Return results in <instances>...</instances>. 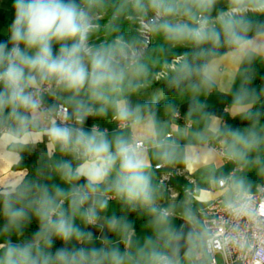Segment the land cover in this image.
<instances>
[{"label":"clouds","instance_id":"1","mask_svg":"<svg viewBox=\"0 0 264 264\" xmlns=\"http://www.w3.org/2000/svg\"><path fill=\"white\" fill-rule=\"evenodd\" d=\"M125 4L140 17L152 13L149 30L166 42L192 49L177 62L170 79L173 87L187 81L193 92H211L220 60L231 57L243 62L264 56V23L254 24L249 18V13L264 16V0H228V9L215 18L211 13L217 0H125ZM102 5L103 0H14L9 40L0 42V148L7 150L3 156L10 164L18 165L25 150L47 138L50 159L57 152L71 159L51 165L67 187L50 188L17 177L0 189V215L5 220L0 235L15 232L19 239L32 219L38 223L32 240L0 243V264H127L129 253L105 247L107 237L101 247L87 246L93 234L77 223L95 226L110 199L132 210L145 209L162 229L166 243L145 253V264H183V260L198 264L206 254L229 244L242 253L251 252L253 244L239 232L222 235L200 228L188 207L181 216L191 230L174 229L171 210L156 204L157 190L143 143L122 136L109 139L106 130L95 126L85 129L90 117H104L109 110L121 127H135L145 119L155 127L152 115L142 117L140 106L133 108L128 99V93L141 86L134 81L147 72L138 51L122 37L95 47L88 43L98 28L90 13ZM222 47L227 49L224 56L219 53ZM45 95L56 103L46 105ZM249 106L241 96L233 104L237 114L246 113ZM229 134L233 138L229 159H242L260 144L255 132ZM150 146L164 163L179 158L176 142L159 133H153ZM216 183L225 193V211L260 227L264 200L254 198L250 185L244 179ZM106 226L113 232L128 228L115 216L106 218ZM56 240L84 246H62L53 252ZM260 243L264 244V237ZM253 264H264V249L257 250Z\"/></svg>","mask_w":264,"mask_h":264},{"label":"crops","instance_id":"2","mask_svg":"<svg viewBox=\"0 0 264 264\" xmlns=\"http://www.w3.org/2000/svg\"><path fill=\"white\" fill-rule=\"evenodd\" d=\"M14 20V11H10L7 6V0H0V42H6L10 36V26ZM225 54V53H224ZM222 54L221 56H224ZM264 72V56L253 57L251 61L245 60L243 62H236L231 57H225L220 60L219 73L216 78V83L211 92L203 90L193 92L189 84L182 87L171 100L163 106L152 110L155 104L162 98L161 92L158 90L154 95H149L154 90L143 95L128 97L129 102L133 108L140 106L141 116L147 118L152 115L155 122V127H151L147 120L133 127L131 124L124 128H116L115 123L112 122V112L108 111L104 117H90L84 127L90 130L93 126L101 130H106L109 139L117 136H122L129 139H135L143 143L146 149V155L151 167L148 171L152 176V183L155 187H159L158 179L166 173H173L170 180L172 191L178 194L177 198H172L167 192L166 196L157 191L156 204L160 209H170L172 215L171 220H174V229H183L185 233L191 230L182 218L181 213L186 207L191 208L193 214L198 220L197 213L206 203L218 198H224L225 193L218 186L213 185L215 177V170L226 166L230 159L226 160L220 157L215 151L214 146L221 144L227 147L224 138L216 141L222 124L220 113H226L229 116L237 115L233 104L236 97L244 98V103L252 105L256 101L264 97V85L243 87V76L246 73ZM150 96V97H149ZM45 102L47 105L56 103L52 98L45 95ZM249 106V107H250ZM212 110H217L213 113ZM174 112L181 114L182 119L174 118ZM109 113L111 116L109 117ZM111 118V119H110ZM159 133L167 138L169 142L175 141L179 146V158L173 163H164L159 160L155 154V150L150 146V140L153 133ZM208 140V142H207ZM47 138L44 142L30 146L23 152L27 159H31L38 166V178L41 183H46L49 187L59 185L60 187H67L61 184L56 174L52 171L51 165L55 160L71 159V157L61 156L57 152L51 159L49 158V151L46 147ZM7 150L0 148V189L10 180L17 177L24 178L26 170L16 169V165H12L3 156ZM229 151V150H228ZM187 157V159H185ZM233 163H235L233 161ZM163 165L159 170L154 167L156 165ZM236 168L241 167L231 166L229 174L231 175ZM235 174V173H234ZM234 176V175H233ZM188 179L193 181V184L188 182ZM222 178H218L220 180ZM174 180V183H172ZM180 180L183 185L180 184ZM185 186V187H183ZM184 188H195L196 193L187 196L184 193ZM180 189L182 194L179 196ZM132 210V209H131ZM134 216L132 217L125 209L120 206L115 199L109 200L108 209L101 213V219L95 226L85 227L79 221L77 223L85 231L93 234V242L91 245L101 247V240L104 237L108 238L109 243L105 247H118L123 253H129V260L127 264L142 263V246H145L142 235L139 234L141 226L152 221V216L145 209L136 208ZM176 213V215H175ZM115 216L121 221V226L126 224L127 231H109L106 226V218ZM5 220L0 215V229L3 228ZM29 224L38 227L35 219H32ZM136 225L135 227L133 225ZM35 231L25 227L22 237L17 238V234L13 232L10 236L0 235V243H5L9 239L13 243H21L33 239ZM75 247L84 245L77 244L75 241L71 242ZM184 249L181 248V257H183Z\"/></svg>","mask_w":264,"mask_h":264},{"label":"trees","instance_id":"3","mask_svg":"<svg viewBox=\"0 0 264 264\" xmlns=\"http://www.w3.org/2000/svg\"><path fill=\"white\" fill-rule=\"evenodd\" d=\"M77 3H81V0H77ZM14 0H7V6L10 11H14L13 8ZM90 14L102 15V18L95 21V24L98 25L97 30L89 38L92 46H100L102 44H110L118 37H122L126 42L133 45L136 51L140 48V37L137 31V20L142 18L145 21H150L153 17L152 13H148L147 16L140 17L133 10L130 4H125V0H103V5L95 7ZM249 18L253 20L254 24L264 23V16H252L249 15ZM251 35V33H250ZM152 42L149 44L148 48L144 53L140 55V62L146 66L147 72L139 81H134L135 83H140L141 86L135 92L128 93V97L143 95L147 92H150L154 89H157L161 92L162 98L155 104L152 110L166 104L173 96L184 86L189 84L185 82L179 88L173 87L170 84V79L174 75L173 70H167L166 74L159 79L154 78V74L159 71L164 65L168 64L169 61L174 57L182 56L185 52H191L192 49L184 46H173L166 42L162 35L158 33H151ZM58 50V46H56ZM227 52L226 48H220V55ZM177 66V65H176ZM264 85V72L259 73H246L243 76L242 86H262ZM213 113H216L217 110H212ZM222 118V124L219 129L218 137L216 141L223 139L225 136L229 135L230 132L236 131L241 126L250 125L255 121H264V97L260 100L253 103L246 111V113L237 114L235 116H229L226 113H220ZM23 156L22 161L16 165V169L26 170V175L24 178L28 180H37L38 166L34 163L33 160L27 159L25 155ZM250 156L254 158H259L264 160V140H260V144L257 148L253 149ZM264 179L261 180V182ZM83 184L84 181L79 182ZM174 183V180L173 182ZM180 184L183 185V182L180 180ZM154 186V185H153ZM185 187V186H183ZM162 196H166L167 192L164 187L159 186L155 187ZM182 189H180L179 196L182 194ZM120 206L125 207L126 211L133 217L134 211L131 208L122 202L118 201ZM67 207V204H65ZM198 221V220H197ZM29 228L38 231V227L32 224H27ZM136 226L135 224L133 225ZM198 226L201 228L198 221ZM66 246L72 248L73 245L70 242L68 245H62V242L56 240L51 251L55 252L57 248ZM209 259L207 255L203 256L198 264H208Z\"/></svg>","mask_w":264,"mask_h":264},{"label":"built area","instance_id":"4","mask_svg":"<svg viewBox=\"0 0 264 264\" xmlns=\"http://www.w3.org/2000/svg\"><path fill=\"white\" fill-rule=\"evenodd\" d=\"M151 21H153V17ZM10 47L11 45L9 44V48ZM164 74H166V72ZM160 76L162 78L164 75L161 74ZM173 116L174 118L182 119L181 114L178 112H174ZM114 123L116 128L125 127H121L116 121H114ZM170 137L171 134L167 135V138ZM214 151L220 157L229 160L228 154L226 153V148L220 143L214 146ZM162 167L163 165L159 164L154 168L156 170H159ZM239 170L241 169L236 168L234 172L229 176L227 181H232L234 173ZM172 177L173 173H166L159 177L158 184L164 187V189L169 193L170 197L177 198L178 194L172 191V187L170 184V180ZM188 182L190 184H193V181L189 179ZM183 190L185 195L187 196H191L196 193L195 188H184ZM252 193L254 194V198L256 200H264V181L261 182L258 190ZM197 217L201 228H208L213 232L220 231L222 235H229L233 232H239L241 235H244L250 243L253 244L252 251L247 253H242L237 247H234L232 244L225 246L222 250H213L210 253L206 254L209 259L208 264H253V261L256 258L257 250L264 249V244L260 243V238L264 237V218H261L260 220V227L249 223L245 219H234L225 211L224 199L221 197L206 203L201 209H199ZM220 238L222 237H218V239ZM217 255H219L221 258L220 263L217 262Z\"/></svg>","mask_w":264,"mask_h":264},{"label":"rangeland","instance_id":"5","mask_svg":"<svg viewBox=\"0 0 264 264\" xmlns=\"http://www.w3.org/2000/svg\"><path fill=\"white\" fill-rule=\"evenodd\" d=\"M227 9H228V0H217V4L215 5L211 13V16L215 18L220 12L226 11ZM250 14L251 13H249V15ZM91 16H92L93 23H95L96 20L102 18V15H98V14H91ZM136 24L138 25L137 31L139 33L140 43H141L140 48L137 50L139 51L138 53L140 56L142 53L145 52L149 44L152 42V38H151L152 31L149 30L151 28L152 21L150 20L148 22H145L144 19L138 18ZM88 43L90 46H92L90 40L88 41ZM180 58L181 56L172 58L168 64L164 65L159 71H157L154 74V78L157 80L161 78L160 76L161 74L165 75L164 73L167 70H173L175 66L177 65V62L180 60ZM157 91L158 90L155 89V91L151 92L149 95H154V93H157ZM110 116H111V113H109V117ZM234 132H239L244 135H247L249 132H255L260 137V140H264V121L258 120V121L251 123L250 125L241 126ZM232 139L233 138L230 134L225 136L224 138V142L227 146L226 147L227 154H228L230 145L232 144ZM252 151L253 150L248 151L246 155L244 156V158L238 159V160L230 159L232 162H230L226 166H222V168L220 169H216L214 171L215 177L212 182L213 185L216 186L217 184L216 181L218 178L227 180L230 176L229 169L231 168V166L235 165L236 167H241V170L235 172L234 176L232 177V181L244 179L245 182L248 185H250L252 192L257 191L261 184V180L264 179V160L250 156ZM233 161L235 163H233ZM232 181H230L229 183H231ZM224 198H225V195H224ZM152 217L153 218L151 222L144 224L140 228L139 234L142 235V240H144V242L147 243L145 244V246L141 247L142 256L148 251H150L151 249H162L166 243L165 238H163L160 235V232L162 231V229L156 226V224L154 223V216ZM173 221L174 220H171L170 218L171 226L174 228V224L172 223ZM216 259L218 263L221 262V258L219 255H217ZM141 261L142 263H137V264H145L143 259H141ZM183 264H189V262L187 260H183Z\"/></svg>","mask_w":264,"mask_h":264}]
</instances>
